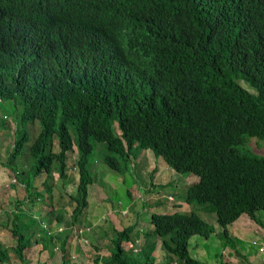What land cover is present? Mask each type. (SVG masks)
<instances>
[{"label": "trees", "instance_id": "trees-1", "mask_svg": "<svg viewBox=\"0 0 264 264\" xmlns=\"http://www.w3.org/2000/svg\"><path fill=\"white\" fill-rule=\"evenodd\" d=\"M113 1L118 11L111 29L128 33V41L124 40L126 46L112 79L101 82L87 98L70 99L77 105L65 115L56 108L51 110L50 115L58 119L67 136L59 152L47 149L57 121L45 122L28 147L33 161L27 169L18 168L16 155L22 151L26 130L16 121V114L2 123L5 133L14 139L0 162L15 176V183L24 187L22 197L12 200L7 214L9 232L15 237L12 251L21 264H29L24 251L33 243H40L39 250L46 249L49 256L57 246L59 264H78L70 257L74 238L68 226L47 231L19 207L24 200H39L44 203L42 210L48 208L43 216L52 211L56 222L62 221L63 211L52 207L45 195L52 188V169L66 180L63 158L71 141L69 124L74 131L79 171L76 193H69L74 200L69 222L74 227L81 221L77 215L86 205L87 184L92 180L85 165L91 151L89 132L95 134L96 141L110 140L105 143L103 159L118 171L128 165L134 148L147 147L176 172L196 175L181 185L180 195L186 203L213 213L224 241L232 240L228 225L241 213L261 223L255 211L264 208V156L238 146L245 135L264 140V0ZM240 79L254 91L243 87ZM6 96L0 90L1 103ZM60 100L64 103L68 99ZM114 121L118 136L112 131ZM115 154L118 160L113 161ZM151 172L154 169L150 176ZM39 173L44 176L42 189L30 190L33 176ZM149 185L155 186L152 182ZM148 219L150 227L142 231L143 240L135 250L125 247L134 244L137 236L131 233V222L111 228L109 236L99 234L110 245L106 252L94 255V263L155 264L154 251L159 249L161 264H201L189 255L187 241L193 234L207 237L214 230L211 221L193 209L152 212ZM85 236L92 242L90 232ZM92 246L98 252L102 245ZM9 257L0 243V264H14Z\"/></svg>", "mask_w": 264, "mask_h": 264}, {"label": "clouds", "instance_id": "clouds-1", "mask_svg": "<svg viewBox=\"0 0 264 264\" xmlns=\"http://www.w3.org/2000/svg\"><path fill=\"white\" fill-rule=\"evenodd\" d=\"M117 11L118 5L113 0H0V90L7 95L4 101L0 102V116L3 117L2 122L0 120V125L10 121L12 115L16 114L18 116L16 121L20 119L26 130V135L29 133L34 135L36 132L32 141L19 154L24 156L22 159L28 158L29 164L33 159L28 147L38 138L43 123L57 121L48 139L47 149L50 153H58L61 142L66 144V131L58 119L50 115L51 110L56 108L62 115H65L74 110L77 105L71 103L70 99L87 98L93 89L100 86L101 82L113 78L115 66L118 64L116 61L121 58L119 54L123 52L126 46L124 40L128 41L126 37L128 33L120 29H111ZM98 14L99 16H97ZM61 98L68 100L62 103ZM114 124L116 125L115 121ZM70 126L71 124L67 126V132L70 134L71 141L68 148L64 150L63 158L65 162L63 173L66 180L60 177L56 170L52 169V187L55 181L54 176L59 177V184L62 186H68L72 183L76 187L78 181L77 147L73 140L74 131ZM112 131L115 135H119V129L115 133L114 126H112ZM94 136V133H88L87 145L90 147V153L95 154L93 150L95 148L99 152L98 158L102 156L103 159V154L106 152L105 143L110 140L106 138L104 139L106 142L96 141ZM13 139L14 136H11V142L5 146L7 152L11 150ZM23 150L26 152L23 153ZM75 151L76 155H74ZM129 157H132L131 153L127 160ZM116 158L117 154L114 155L113 161H116ZM103 161L105 162L104 159ZM128 163L134 166L131 161ZM29 164L26 167H18V165L17 167L24 170L29 167ZM105 164L118 171L106 162ZM85 165L91 170L88 156ZM164 166L169 167L166 164ZM6 170L8 173V168ZM39 174L42 176V181L44 176ZM9 175L11 176L9 180L15 182V176ZM5 186L8 187L6 183ZM127 195L131 198L129 193ZM50 196L53 198L51 194ZM72 201L74 202L73 199ZM113 207L111 204L110 208ZM54 208L63 211L62 221L56 222L53 212L50 222L42 221L40 218L42 216L36 214L33 216L47 231H61L68 226L73 238H82L83 242H87L85 232H90L93 226L83 222L74 227L75 225L73 224V226L68 219L72 214L71 210L67 213L62 206ZM126 209L121 207L116 210L118 213H124ZM106 211L107 209L104 208L103 214L98 216L99 221L107 220L106 223H111L108 230H101L100 235L102 236H109L111 234L110 229L115 228L112 227L114 220L111 209L107 217ZM123 221L121 218V227L126 225ZM132 225L131 233L138 234L144 230L141 227L136 230L139 226L134 225V223ZM101 226L96 225L98 231ZM35 244L40 247V243H33L29 249L32 245L35 248ZM2 245L5 248V245ZM5 250L7 249L5 248ZM41 250L46 251V249ZM56 250L59 254L60 251L57 246L54 247L53 254ZM96 254L99 255L98 252ZM73 256L74 253L70 251V257ZM77 260L80 261V258Z\"/></svg>", "mask_w": 264, "mask_h": 264}, {"label": "rangeland", "instance_id": "rangeland-1", "mask_svg": "<svg viewBox=\"0 0 264 264\" xmlns=\"http://www.w3.org/2000/svg\"><path fill=\"white\" fill-rule=\"evenodd\" d=\"M239 83L247 90L251 92L254 91L245 81L240 79ZM18 123L22 124L20 119H18ZM113 126L115 133H117V126L115 124ZM5 131V125H0V157L7 154L5 146L11 142L9 132L5 133ZM34 135L33 133L27 134L20 149L26 147L32 141ZM54 146L53 148H55ZM238 148L252 154L264 156V140L255 136L245 135L244 142L239 145ZM93 150L95 151V154L89 153L88 155V162L91 168V170H89L92 180L87 184V193L89 192L86 196L87 204L88 202H93L96 207L97 203L100 202L106 209L110 208L112 204L114 206L111 208L112 215L117 214L116 217L120 218L119 220L122 218L124 220L123 223L125 224L136 221V224L140 225L141 229L150 227L148 218L149 214L152 212H171L175 210L188 212L193 209L201 218L211 221L214 230L207 237L199 234L190 235L187 241V249L191 257L198 259L201 264H264V208L255 211L260 219V224L249 219L245 213H241L228 225V234L232 240L224 241L220 227L213 218V213L206 212L201 209L198 204L191 205L190 203H186L180 195L182 188H180L181 186L179 185H182V182L190 183L197 178L196 175H184L183 173L176 172L170 167L163 169V165L165 164L162 162L161 158L154 155L147 147H141L138 149L134 148L131 151L132 157H129L127 160L131 161L134 166L128 163L123 171H116L109 168L103 161L102 156L98 158V150L95 148ZM17 154V157L21 156L16 160L18 167L28 166L30 160L28 158L22 159L24 156L19 155V153ZM74 155H76V151L74 152ZM151 168H154V171L156 172L154 176L152 172L151 176L149 174ZM6 169L7 167L5 164L1 163L0 242L5 245V248L7 249L6 251L10 254L9 258L15 260L14 264H21L17 261V258L12 251V247L15 244V237L9 232L11 222L8 220L7 214L12 208V200L16 197H22L24 187L18 186L15 182H11L9 180L11 176L7 173ZM158 174H165L170 182H165L161 177H157ZM31 176L32 175H30V177ZM41 179L42 176L40 174L33 176V183L29 186V189H42L43 186ZM54 179L55 181L51 192L47 193L45 196L53 207H63L64 205H67L63 209H65V212L69 213L74 202L70 199L68 194L76 193V187L72 183L68 186H62L59 184V177L54 176ZM150 182L154 183L155 186H150ZM5 183L8 187L5 186ZM174 184H177L178 186L175 187ZM127 193L130 194L131 198L128 197ZM50 194L53 198H51ZM127 203H129V207L124 213H118L116 209L124 207ZM42 204L44 203L39 200H37L36 203L24 200L19 207L30 211L32 216L35 214L42 216L40 217L42 218L41 220L46 222V218L48 217L50 220L53 213L51 211L49 215L43 216V212L48 210V208H43L46 210H42L40 208ZM87 204L81 208V211L77 216L81 219L80 224L89 221L88 218L85 219ZM68 219H72V214ZM22 220H24V217ZM115 226L116 229L121 228V222L118 221ZM101 229L108 230V226L104 225ZM140 232L137 234L139 239L137 238V240L134 241V244H129V246L125 245L128 250H133L142 242L143 239ZM90 234H92V242L89 240L83 242L82 238L80 239L81 242L72 240L73 247L75 249L81 247V251L85 254V258L84 256L80 257L77 255H74L71 258L76 261L78 260L75 258H80L78 264H94L91 258L97 252H95L96 248L92 246V243L97 245L99 242L102 245L101 247L104 252L109 246L107 240L101 239V242L105 241L102 244L97 239L99 231L96 225H93ZM34 246L36 247L31 249L28 248L24 251V256L26 259H29V264H59L60 257L58 250H56L54 255L48 259L45 250H39L38 244H35ZM87 246H89V248L92 246V252H88ZM154 254L155 264H161L163 256L161 250L156 249ZM175 264L183 263L176 261Z\"/></svg>", "mask_w": 264, "mask_h": 264}, {"label": "crops", "instance_id": "crops-1", "mask_svg": "<svg viewBox=\"0 0 264 264\" xmlns=\"http://www.w3.org/2000/svg\"><path fill=\"white\" fill-rule=\"evenodd\" d=\"M166 166H164L163 165V169H167L168 167H166ZM152 170V169H151ZM155 171L153 172V176L155 175ZM161 177L165 182H170L168 179H167V176L165 175V174H158L157 175V177ZM184 184H186V183H184V182H182V185H184ZM174 185H177V184H174ZM65 206H67V205H64L63 206V208L65 207ZM129 207V203H127L126 205H124V207L123 208H128ZM110 209L111 208H108L107 209V211L105 212V214H106V217L108 216V213H110L109 211H110ZM103 210H104V207H103V205L100 203V202H98L97 203V205H96V207H95V205H94V203L93 202H88V204H87V209H86V216H85V219L86 218H88L89 219V221H87L86 223L87 224H90V225H102L101 227H100V229H99V234H100V232H101V230H106V229H101V228H103V226L105 225V226H108V228H109V226H110V224L111 223H106V221H99V219H98V216H100L101 214H103L102 212H103ZM95 211V212H94ZM100 214V215H99ZM94 215V216H93ZM113 216V220H114V223H113V225H112V227H116L115 226V224L116 223H118V220L120 219V218H117L116 217V214H113L112 215ZM91 219H92V221H91ZM120 221V220H119ZM134 223V225H137V226H139V227H137L136 228V230H138V228H140V225H138V224H136L137 222L136 221H134L133 222ZM135 229V228H134ZM141 236H142V233H141ZM137 238L139 239V237L138 236H135V238L134 239H136L137 240ZM97 239L99 240V241H101V239H100V237H99V235L97 236ZM143 239V238H142ZM73 240H76V241H80L81 242V240H80V238L79 239H73ZM105 241H103V243H104ZM79 244V243H78ZM79 246V245H78ZM31 248H34L33 247V245L31 246ZM87 248H88V252H92V246H91V248H89V246H87ZM102 248V247H101ZM46 252V251H45ZM71 252H73L74 253V255H77V256H80V257H82V256H84L85 254L81 251V247H77V250H75L74 249V247H73V245H71ZM96 252V251H95ZM106 252V251H105ZM98 253L99 254H102V253H104V250H103V248L100 250V251H98ZM46 255H47V257H48V259H49V255H48V253L46 252ZM54 254H52V256H53ZM95 255V254H94ZM94 255L92 256V261H93V257H94ZM52 256H50V257H52ZM84 258H85V256H84ZM94 262V261H93ZM41 264V263H40ZM95 264V263H94Z\"/></svg>", "mask_w": 264, "mask_h": 264}]
</instances>
